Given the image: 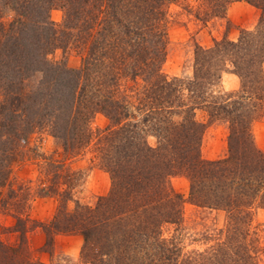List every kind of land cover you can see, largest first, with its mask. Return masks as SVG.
<instances>
[{
	"label": "trees",
	"instance_id": "16d2710c",
	"mask_svg": "<svg viewBox=\"0 0 264 264\" xmlns=\"http://www.w3.org/2000/svg\"><path fill=\"white\" fill-rule=\"evenodd\" d=\"M191 1L0 0V206L12 213L19 234L17 245L0 237V264H44L27 244L32 188L11 182L12 166L36 132L60 140L74 156L96 140V160L112 182L92 208L74 199L81 172L55 171L39 190L59 200L53 220L41 223L46 251L56 235L78 233L90 264H257L252 223L264 208V154L252 125L264 117V0H195L204 23L225 18L236 2L256 8L259 21L238 42L198 47L192 80L169 79L163 67L170 8L193 9ZM54 10L63 14L60 24ZM72 45L84 52L78 70L51 58ZM224 73L240 79L239 91L221 89ZM139 79L138 92L124 94L127 82ZM198 111L208 123L227 124L226 157L203 158L208 124ZM98 115L110 126L96 135ZM177 176L189 180L190 202L226 214V228L204 251L185 253L164 237L165 225L183 222Z\"/></svg>",
	"mask_w": 264,
	"mask_h": 264
},
{
	"label": "rangeland",
	"instance_id": "374dc122",
	"mask_svg": "<svg viewBox=\"0 0 264 264\" xmlns=\"http://www.w3.org/2000/svg\"><path fill=\"white\" fill-rule=\"evenodd\" d=\"M191 3L193 9L186 10L184 4L172 5L170 8L168 55L163 67L169 79L192 80L198 47L210 49L216 41L224 38L238 42L242 32L254 30L259 21V12L256 8L245 2H236L229 6L225 18H215L204 23L198 19L199 2L192 0ZM51 18L60 24L63 14L59 10H54ZM83 53V50L72 45L65 54L59 50L51 58L55 62L66 61L69 69L78 70L82 66ZM127 84L129 90L124 94L134 96L135 92H138L137 89L142 87L143 81L139 79ZM220 87L227 93L237 92L241 88V81L232 73H224ZM197 118L208 124L202 143L203 158L215 161L226 157L229 134L227 124L216 121L208 123L206 114L200 111L197 112ZM108 126L110 121L105 116L98 115L94 119L93 129L96 135L101 134ZM252 131L258 149L264 154V117L254 122ZM95 141L83 153L74 156L64 152L60 140L48 133L36 132L30 136L23 157L12 166V184L32 188L27 244L32 256L44 264H90L82 255L84 240L78 233L56 235L53 247L47 251L44 249L46 233L41 223L49 224L53 220L59 207V200L51 196L42 197L39 190L45 183L47 186L51 185L50 180L55 171L63 176H66L67 172L69 174L81 172L82 180L74 189V199L83 205L95 207L99 197L107 195L112 187L110 175L96 160ZM65 180L62 177L61 183ZM172 184L184 197L183 222L179 226L165 225L162 229L164 237L175 239L185 253L192 250L204 251L216 243L219 234L226 228V214L222 210L199 207L190 202V182L186 177H174ZM61 187H64V184H61ZM68 205L69 208L74 207L73 202ZM15 223L12 213L0 206V237L10 245L19 243V234L13 229ZM252 227L260 246L256 262L264 264V208L256 209Z\"/></svg>",
	"mask_w": 264,
	"mask_h": 264
}]
</instances>
